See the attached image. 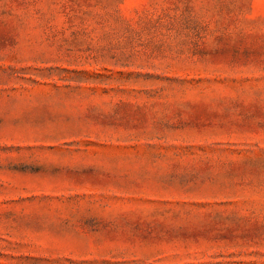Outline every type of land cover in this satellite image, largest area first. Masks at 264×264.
Here are the masks:
<instances>
[{"label": "rangeland", "instance_id": "374dc122", "mask_svg": "<svg viewBox=\"0 0 264 264\" xmlns=\"http://www.w3.org/2000/svg\"><path fill=\"white\" fill-rule=\"evenodd\" d=\"M0 264H264V0H0Z\"/></svg>", "mask_w": 264, "mask_h": 264}]
</instances>
